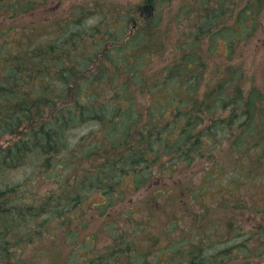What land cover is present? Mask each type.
Returning <instances> with one entry per match:
<instances>
[{
  "label": "trees",
  "instance_id": "1",
  "mask_svg": "<svg viewBox=\"0 0 264 264\" xmlns=\"http://www.w3.org/2000/svg\"><path fill=\"white\" fill-rule=\"evenodd\" d=\"M67 1L0 0V16L6 12L9 18L20 14L33 19L37 4L52 9L46 20H34L23 39L0 43V63H5L0 67V141L20 133L0 147V175L16 180L20 171L30 169L20 181L1 178L0 264L26 262L20 253L51 236L55 228L66 229L65 235L77 240L73 250L82 263L76 264H109L126 249H133L127 264H234L232 257L226 258L230 248L216 247L241 229L242 219L236 223L233 213L234 218L213 228L201 214L202 226L191 227L202 235L167 241L169 249L162 248L147 261V253L140 250L160 239L147 232L148 223L154 219L162 228L176 223L161 217L175 196L165 195L163 184L139 203L131 196L149 187L153 177L162 181L170 170L184 172L196 155L204 158L225 140L235 148V173L247 163L264 177V65L257 80L256 75L247 78L243 67L226 62L236 53L241 56L242 47L259 45L264 0H193L190 8L183 4L174 21L185 20L189 29L166 44L153 41L170 0H145L137 6L126 0H86L72 14L65 9ZM219 41L229 56L214 63L211 82H203L211 65L205 63L204 50L210 61ZM147 60L163 63L156 79L143 77ZM132 84L138 93H132ZM143 92L157 103L142 104L138 95ZM91 124V131L70 139L73 130ZM212 170L204 173L206 181L215 178ZM37 183L44 192L34 188ZM179 187V194L189 195L175 206L179 211L205 203L206 187H200L202 198L192 182ZM232 197L236 191L229 193L230 208L247 210L245 200L237 205ZM89 200L90 210L99 217L108 211L103 229L111 232L112 245L103 251L98 230L80 240L92 220L83 218ZM117 206L122 209L118 218L112 215ZM122 219L132 226L131 232L121 230ZM141 232L142 242L136 238ZM196 237L205 245L194 243ZM252 258H257L255 251L244 264H253Z\"/></svg>",
  "mask_w": 264,
  "mask_h": 264
},
{
  "label": "rangeland",
  "instance_id": "2",
  "mask_svg": "<svg viewBox=\"0 0 264 264\" xmlns=\"http://www.w3.org/2000/svg\"><path fill=\"white\" fill-rule=\"evenodd\" d=\"M84 1V2H82ZM118 3H124V1L117 0ZM131 1L133 4L142 5L145 0H126ZM194 2L193 0H170L169 5H165L164 9L161 13V22L158 24V28L155 29L157 31V35L154 34V41L153 44L156 42L155 39H158V41H162L163 43H168L171 41V39H177V37L180 34L185 35V32L189 29L187 26L189 25L185 20H183L184 23L177 24L175 23L174 19L176 17V14L183 4H188L189 8L191 7V3ZM81 3H88L86 0H70L67 1L65 4V9L69 14H72V11L76 8L81 7ZM117 4V3H115ZM38 6V4H37ZM36 6V10L33 12V19L32 17H29L28 15L20 18V14L14 15L13 17H5L7 16L6 12H2V16H0V43H6L8 40H15V37H19L20 39H23V35L25 33L30 34L31 29H28V27L31 24H34L35 21L39 20H46V17L49 16L52 9L49 8H42ZM63 8V5H62ZM40 9V10H39ZM71 9V10H70ZM49 13V14H48ZM37 15V16H36ZM39 16V17H38ZM37 19V20H35ZM35 20V21H34ZM94 21V19L91 20V23ZM8 27V31L6 32L5 29ZM26 35V34H25ZM159 35V36H158ZM26 40V39H24ZM259 45L256 47L254 45H250L248 47H242L241 49V56H239L236 53V56L234 59H227L226 62L231 63L232 65H236L239 67H243L244 73H246V77L248 76L256 75V79L258 80L261 75V69H263L264 65V32H262L260 36ZM12 43V42H10ZM263 44L262 48L260 45ZM206 46V45H205ZM204 46V47H205ZM244 48V49H243ZM226 56H229L227 53V47L224 44L223 41H219V44L217 48L214 51L212 59L209 61L207 49L205 48L203 57L205 59V63H211L209 66V71L205 72V78L203 82H211L210 80L213 78L209 73L212 71L214 72L215 65L214 63H221L225 61ZM163 64V63H162ZM162 64L159 63L157 60L155 62H150V60H147L143 63L144 70L142 72L143 77H149V79H156L157 76L160 75V70L162 68ZM5 63H0V67L4 69ZM0 77H2V72H0ZM206 82V83H207ZM132 93L135 91L138 93L137 90H134V87L136 85L132 84ZM139 101L142 102V104L148 106V104L157 103V100L153 98L151 95L147 94H139L138 95ZM156 101V102H155ZM220 113V111H219ZM225 115V113H222ZM94 128V126L91 124L90 126H86L82 129H79L78 131H74L70 133L69 137L70 139L77 140L81 137V135H84L87 131H91ZM25 131V129H24ZM232 136L235 135L234 132H232ZM20 136V133L17 135L12 136H6L2 138L0 141V147L4 148L8 145V143H12ZM231 136V137H232ZM232 141L229 142L225 140V142H222L220 146H217L214 148L207 156L204 158H199L197 155L194 157V161L192 162V165L185 170L184 172L180 171H173L170 170L167 172L164 176V178H170V180L162 179L156 180L155 177H153V181L149 183V187L146 186V188H142L139 192L133 194L131 198L133 200L137 201H143L142 197L144 195H147L149 192L155 193L158 190V186L160 184L165 185L167 187L166 190H164L167 194L165 195H173L175 196L172 198L167 204V208L165 212L161 215L162 218L168 219L171 218L172 220L176 221V223L169 224L168 226L162 228L159 227L157 222L152 219L150 223H148L147 232L150 231L151 233L157 235L160 239H155L154 242L147 246L146 249L142 248V253H147L148 259L147 261H150L151 259H155L159 251H161L162 248L169 249L170 245L167 241H176L179 238H182L183 236H186L188 239H190L193 235L198 234L202 235V233H197V231L193 230L191 225L197 224L199 226H202L199 221V216L201 214L207 215L208 218V228L209 226L213 228L216 223H225L230 221L231 214L235 215V222L237 223L239 220L242 219V227L239 230L234 229L232 235L227 243L225 244H216L219 250L222 249H228L230 248V253L226 256V258H230L234 264H244L247 262L249 258V252L255 251L257 258H252L251 261L253 264H264V177L263 174H257L254 171L253 166L248 165L247 163L242 166L237 173H235L233 168V153L235 151V148L232 145ZM232 148V150H231ZM206 150L210 149L209 146H206ZM219 166V168H218ZM212 170V172H215L214 176L215 178H211L209 181H206L204 179V173L208 172L209 170ZM218 170V171H217ZM22 176L19 179L11 180L7 178V175H0V186L2 185V176L4 177L5 181H9L10 183H13L14 181H20L21 178L24 175H30V169L25 171H20ZM16 173H11L10 176L15 175ZM239 175V176H237ZM260 175V176H258ZM231 178H234V182L232 184ZM189 182H192L194 184V189L197 190V196L198 198H202L200 195V187L204 186L206 187V195L204 197V204L195 206V207H189L190 209L182 208L180 211L175 207L179 205L182 200L187 201V194L185 192L178 193L179 192V184L186 183L187 186L189 185ZM34 188L38 189L40 192L45 191V187L37 183L35 184ZM153 185V186H152ZM233 187H232V186ZM49 187H52V182L48 183ZM152 186V189L150 187ZM237 188V190H236ZM239 188V190H238ZM236 191V198L235 200L238 201L237 205L243 204L240 203V200H245V204L247 206V210L242 212L240 211L242 207L240 208H230V204L227 200H229L228 196L229 193H234ZM93 193V192H92ZM92 193H89L88 195H92ZM210 196V198H208ZM92 197V196H91ZM179 198H181L179 200ZM99 199V198H97ZM91 200V198H90ZM90 200L83 206L84 211H86L87 215L83 218L86 220L92 219L90 225L86 228V230L83 232L82 237L83 239L86 235H93L92 232H95V230L99 231V234L103 236H99L97 238V243L99 247L103 251L106 249V247H111V236L108 231V233L104 231L103 229V219L107 214L99 217V214H94L92 212L93 207H90L89 205ZM218 201L222 202V204H219ZM102 202V201H101ZM240 203V204H239ZM173 211H179L174 214ZM122 212V209L120 206H117L113 209L112 215L115 217H119L118 214ZM143 216H147V213H145ZM233 217V218H234ZM221 221V222H220ZM123 225V226H122ZM222 226H225L222 225ZM107 228L108 225H105ZM189 227V228H188ZM132 226H130L129 222L122 219L121 220V230H126L127 233L132 231ZM201 231V230H200ZM244 234H243V233ZM66 229L63 232V229L55 228L51 232V236L44 239L41 243H35V245L29 246L27 249H25L24 252L20 253L21 261L26 260V262H23L21 264H68L69 262L76 263H82V260H78L76 257V254H78L76 251H74V247L77 243V240L75 238H70V236H66ZM242 233L243 236L238 237V235ZM209 234L212 235V239L218 240V238L215 237V233H211L209 231ZM182 236V237H181ZM143 232L138 234L136 236L137 241L140 240L142 242ZM147 236H145L146 238ZM207 237V236H205ZM197 238V237H196ZM202 238V237H201ZM210 238V237H208ZM113 239V238H112ZM115 241L117 240L116 237H114ZM193 242H198L199 247L202 245H205V243L202 244L201 241H199V238L195 239L193 238ZM114 241V242H115ZM121 241L118 239L116 242L118 243ZM148 242L144 241L143 243ZM122 243V242H121ZM142 243V244H143ZM215 243V242H214ZM207 245V244H206ZM246 247V248H245ZM243 248V249H242ZM245 249V250H244ZM22 250V249H21ZM20 250V251H21ZM61 252H60V251ZM215 250L211 249L210 252H213ZM247 252V254L245 253ZM133 249L128 251L127 249L124 250L123 255H115L113 258L108 261L109 264H117L118 262H121L122 264H127L129 253H132ZM170 253V252H169ZM182 254V253H179ZM183 257V256H182ZM253 257V255H252ZM151 258V259H150ZM180 258V257H179ZM75 259V260H74ZM150 259V260H149ZM181 259V258H180ZM184 259H187V256L184 257ZM164 260L168 262L170 260V256L166 253V256L164 257ZM226 264H230L231 262H225ZM224 263V264H225Z\"/></svg>",
  "mask_w": 264,
  "mask_h": 264
}]
</instances>
